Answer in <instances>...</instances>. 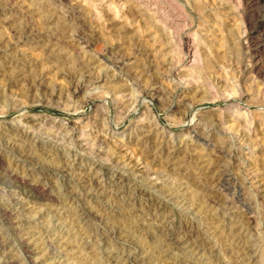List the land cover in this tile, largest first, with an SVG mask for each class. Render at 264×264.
<instances>
[{
  "label": "rangeland",
  "instance_id": "1",
  "mask_svg": "<svg viewBox=\"0 0 264 264\" xmlns=\"http://www.w3.org/2000/svg\"><path fill=\"white\" fill-rule=\"evenodd\" d=\"M13 261L264 264V0H0Z\"/></svg>",
  "mask_w": 264,
  "mask_h": 264
},
{
  "label": "bare ground",
  "instance_id": "2",
  "mask_svg": "<svg viewBox=\"0 0 264 264\" xmlns=\"http://www.w3.org/2000/svg\"><path fill=\"white\" fill-rule=\"evenodd\" d=\"M27 187H28V191H29V198L31 199V200H36V201H38V200H44L45 199V197H49V195H47V194H44V193H42L40 190H39V187L38 186H36V184H33V183H27ZM27 187H26V189H27ZM26 194H28V193H26ZM24 225V224H23ZM26 246V245H25ZM13 264H16L14 261H13Z\"/></svg>",
  "mask_w": 264,
  "mask_h": 264
}]
</instances>
